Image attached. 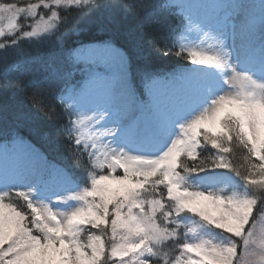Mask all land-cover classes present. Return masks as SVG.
<instances>
[{
  "label": "snow or ice",
  "instance_id": "6c2138e0",
  "mask_svg": "<svg viewBox=\"0 0 264 264\" xmlns=\"http://www.w3.org/2000/svg\"><path fill=\"white\" fill-rule=\"evenodd\" d=\"M81 5L86 15L105 7L88 0L0 2V37L18 49L22 38L55 26L56 9ZM107 7L139 15L152 5ZM184 8L180 0H163L154 12L173 16L184 39L198 29V43L173 42L167 48L200 67L160 76L146 65L145 90L139 92L126 81H104L93 90L94 76L75 84L70 70H53L56 96L38 103L85 180L72 195L56 197L79 202L70 210L54 208L41 194L59 176L75 183L71 173L26 142L20 112L0 109L5 141L0 152L20 150L32 161L23 171H0V264H264V242L257 248L253 239L257 221L264 224V0L258 41L254 6L245 0H231L224 7L230 12L209 18ZM41 9L50 12L47 20ZM91 23L103 26L102 20ZM237 37L243 41L239 47ZM0 50L6 51L4 44ZM89 51L125 59L110 41L81 44L66 55L73 64L95 62L84 55ZM0 79L4 90L11 87L7 69ZM169 80L196 87L162 109L152 86ZM193 102L204 105L202 110L179 123L180 133L170 144L157 155L135 154L145 141L175 128ZM218 168L229 169L242 183L224 189L204 185L199 174ZM206 229L218 231L209 235Z\"/></svg>",
  "mask_w": 264,
  "mask_h": 264
},
{
  "label": "trees",
  "instance_id": "16d2710c",
  "mask_svg": "<svg viewBox=\"0 0 264 264\" xmlns=\"http://www.w3.org/2000/svg\"><path fill=\"white\" fill-rule=\"evenodd\" d=\"M9 2V0H0ZM29 0H10L14 3H26ZM163 0H90L89 4H102L103 9H94L87 15L86 7L69 6L62 11L59 27L50 38L18 41L19 48L5 47L0 50V78L7 69L12 81L11 87L4 90L0 79V109L8 108L11 114L18 111L23 115L19 122V131L24 139L41 151L53 164L69 168L74 177L80 173L75 170V162L70 157L67 145L62 137L53 134L55 124L38 103L39 100H53L58 91L54 83L53 70L64 68L71 71V82L81 84L86 77L84 63L73 64L67 58V51L72 47L93 42L110 41L124 52L130 62L131 80L137 92L145 90L143 69L146 65L157 74L176 72L191 61L169 51L167 46L173 42L180 43L182 32H177L176 20L170 15L154 12L156 5ZM152 8L139 15H124L119 10L108 8L112 4H147ZM177 16L179 13L176 14ZM103 21L102 27L91 22ZM163 47L159 51L153 47ZM167 51L168 54H164ZM36 85V87H34ZM39 94L34 96L33 93ZM5 142L0 137V143ZM205 155L201 154L200 159ZM237 153L235 162L240 163ZM86 159V158H84ZM243 172V169H241ZM76 175V176H75ZM22 203V201H21ZM178 251L176 255H178Z\"/></svg>",
  "mask_w": 264,
  "mask_h": 264
},
{
  "label": "rangeland",
  "instance_id": "374dc122",
  "mask_svg": "<svg viewBox=\"0 0 264 264\" xmlns=\"http://www.w3.org/2000/svg\"><path fill=\"white\" fill-rule=\"evenodd\" d=\"M90 1V0H88ZM202 4H200V0H180V2L185 5V8L183 11L190 12L194 16L203 17L204 16V7L207 6V2H211V0H201ZM1 2V1H0ZM36 0H29L26 3H35ZM256 6H258V10H254L255 14H261L260 13V3L261 0H252ZM26 3H20V6H24ZM60 16H62V11L64 8H58L56 9ZM227 11V8L221 10ZM40 15L44 16L45 20H47L48 16L50 15V12H46L45 10L41 9L39 10ZM206 18V17H204ZM60 18L55 22V26L46 33H40L36 37H30V38H22L23 40H39L41 38H50V36L53 35L54 31L59 27ZM6 23V22H5ZM22 26L24 25H31L34 22L33 21H18ZM260 26V22L259 25ZM25 31H31V27H24ZM198 33V29L195 28V26L192 29V35L188 36L187 39H184V35L181 33L180 36V43H188L189 41L193 44L198 43L199 41L195 39L196 34ZM257 37V36H256ZM258 41V38H257ZM10 41H8L4 37H0V44H4L5 47L9 45ZM211 43V42H210ZM90 44H99L98 42H93ZM116 49L121 50L125 54V59L122 61L119 56H111V58L108 57V54L103 51H89L85 52L84 55L88 58H91L95 62L92 63H86L85 68L87 70L86 77L84 79V82H88L90 77H95L97 80L93 81L90 85V88L93 90H98V87L104 84V81L112 82V83H119L120 81H126L130 84V86L134 87L133 82L131 80V73H130V62L129 58L122 49L117 47L116 45L112 44ZM190 68H194V64L191 63ZM188 68V69H190ZM182 69V68H181ZM186 70V69H185ZM169 75L167 73H164L163 75L160 74V76ZM153 89H155V84L152 86ZM197 106V107H196ZM204 105L201 104V108H203ZM200 107V105L196 104L195 108ZM84 131H87V128L84 129ZM171 136H165L163 139H156L155 142V148L153 151V148H150V153L143 152L142 150L137 149L135 154H142V155H157L160 150L165 146L166 141L168 139H174L177 135H179L178 131L173 134V131H170L169 133ZM26 140V139H25ZM27 143H30L28 140H26ZM5 143V142H3ZM31 144V143H30ZM32 145V144H31ZM33 146V145H32ZM34 147V146H33ZM36 148V147H35ZM37 149V148H36ZM38 150V149H37ZM152 150V151H151ZM39 151V150H38ZM41 152V151H39ZM42 153V152H41ZM16 158V160L14 159ZM6 158V159H3ZM10 158V159H7ZM32 164V161L20 150L13 151L11 148L7 152H0V170H7L9 173L16 172L18 170L23 171L29 168ZM59 166V165H57ZM63 169H66L70 172L69 168L63 167ZM75 170L79 171L77 167H74ZM72 175V172H70ZM119 174V173H118ZM76 176V175H75ZM202 183L204 185L214 184L216 183L218 189H224L227 187V185L235 186L237 184H241L242 182L239 181L238 177H235V173L231 172L229 169H213L208 170L206 173H200L199 174ZM73 179L76 181L75 183L72 182V180L65 178L63 176L56 177V181L54 184L47 190H45L41 196L42 198L46 199L48 202L52 204L54 208H57L61 211H68L71 207H74L76 204H78V201H58L56 200L57 196L60 195H72L70 191L77 190L79 187H83L85 180L84 177L81 176L79 173L77 177H74L72 175ZM224 178L225 182L220 183L219 179ZM22 190H26L23 188V185H21ZM195 190V189H192ZM7 202V201H6ZM254 214H256L254 212ZM193 226V225H190ZM182 231H186L183 226H181ZM209 235L212 234L213 229H206ZM255 241V245L258 248L261 242H264V224H261L259 221H257L256 230H255V236L253 237Z\"/></svg>",
  "mask_w": 264,
  "mask_h": 264
},
{
  "label": "bare ground",
  "instance_id": "6f19581e",
  "mask_svg": "<svg viewBox=\"0 0 264 264\" xmlns=\"http://www.w3.org/2000/svg\"><path fill=\"white\" fill-rule=\"evenodd\" d=\"M230 2H231V0H211V2H207L206 3L207 6H203L204 7L203 8L204 9V16L203 17L209 18V17H214V16L219 15L221 13V12H219L221 10V8L223 7V9H225L224 7ZM245 2L254 6L253 13H254V23L256 26V36H257L256 38H258V40H259V26L258 25L260 22V15L261 14H258V15L255 14L254 10L255 9L258 10V6H256L254 4V2H252V0H245ZM200 4H202L201 0H200ZM227 10H229V12L231 11L230 9H227ZM242 43H243L242 39L240 37H237V40H236L237 46L238 47L241 46ZM106 58H108V57H106ZM190 65H191V62L188 65L184 66L183 68L188 69V68H190ZM197 67H200V66L194 65V68H197ZM103 87H104V84L99 86L98 89H101ZM195 87H196L195 84H189V83H185V82H182L179 80H176V81L169 80L167 82L155 83V89H154L153 94L156 98L158 105L162 109H165V108H168L171 104L175 103L176 97L182 91L190 89V88H195ZM196 104L197 103L193 102V105L184 113L182 119L178 122V124L176 125L175 128L162 130L161 133L157 137L145 141L143 143V145H141L138 149L142 150L143 152L150 153V148H153V151H154V148L156 145L154 141H156L157 138L163 139L167 135L171 136L169 134L170 131H173V134H175V132H177V131H178V133H180L179 123H183L186 120L193 118V116L197 115L199 113V111L202 110L201 104H198V105H200V107L195 108ZM170 142H171V139H168L166 141V144H170ZM3 159H6V158H3ZM7 159H10V158H7ZM14 159L16 160L15 157H14ZM0 171H4V170H0ZM219 182L224 183L225 182L224 178H220Z\"/></svg>",
  "mask_w": 264,
  "mask_h": 264
}]
</instances>
